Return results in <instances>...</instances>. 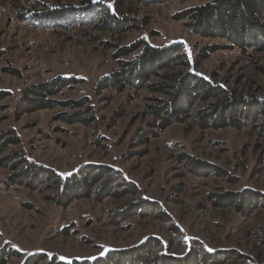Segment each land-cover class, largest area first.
Masks as SVG:
<instances>
[{"label": "rangeland", "instance_id": "1", "mask_svg": "<svg viewBox=\"0 0 264 264\" xmlns=\"http://www.w3.org/2000/svg\"><path fill=\"white\" fill-rule=\"evenodd\" d=\"M99 1L115 15L108 23L79 0H0V264L111 255V264H181L193 251L196 264H264V114L252 120L241 108L231 111L239 124L228 114L215 121L228 98L264 99V44L232 46L179 17L212 0ZM42 2L77 13L36 17ZM142 40L183 42L192 56L215 47L194 71L216 93L199 95L179 119L156 113L168 99L156 86L179 63L100 91L99 80L143 47L120 51ZM59 77L75 81L47 93L42 107H19L27 86ZM47 172L83 176L87 193L59 202ZM247 191L261 200L243 210L229 201Z\"/></svg>", "mask_w": 264, "mask_h": 264}, {"label": "trees", "instance_id": "2", "mask_svg": "<svg viewBox=\"0 0 264 264\" xmlns=\"http://www.w3.org/2000/svg\"><path fill=\"white\" fill-rule=\"evenodd\" d=\"M39 1V0H31ZM80 6H84L87 13L95 14L101 11L106 14L102 20L106 23L114 19L115 15L103 12L99 6V0H79ZM43 3V2H42ZM41 10H34L33 15L36 17H48L57 19H66L76 14L77 8L73 5L50 4L43 3ZM57 6V7H53ZM85 12V11H84ZM179 17L189 18L190 28L198 34L214 37H224L231 41V45H237L242 48H247L250 45L261 47L264 44V0H212L203 5L189 8L182 12ZM126 19H129L127 17ZM114 21V20H113ZM118 25H123L122 20L114 21ZM143 47L135 58L120 61V71L114 72L108 76H104L99 80L98 89L101 91L107 87H114L122 89L126 84L143 83L146 82L151 75L160 73V70L167 68L172 63H179L181 68L173 73H163L164 81L158 83L156 88L168 95V99L162 100L159 106H156V113L164 111L169 118L179 119L180 114L186 110L187 107L199 96L204 95L209 97L216 93L215 88L207 86V82L200 75L194 71V67L205 60L209 54L214 51L215 47H206L196 56H192L185 52L186 45L183 42H173L165 46H155L149 42L142 40L132 47L123 48L120 53L123 55H130L136 49ZM231 47V46H226ZM73 79L57 78L50 82L41 85H29L25 88L21 98L19 107L22 109H29L33 107H42L48 101L45 100L47 93H54L59 88L64 87ZM5 94L0 92V98ZM31 95H36L34 98ZM228 103L220 105L222 110L218 111L219 106H213L209 114L216 112L215 121L220 123H227L228 115L233 119V123H238L233 118L231 111L244 109L250 119H254L258 113L264 114V99L246 98L243 96L228 98ZM50 103V102H48ZM228 114V115H227ZM219 115V116H218ZM49 176L56 179L60 188L57 194V199L61 203H67L71 200L73 195L85 191L87 193V182L83 176L71 175L67 177L55 176L51 172H47ZM261 196L254 192L242 193L239 196L231 194L228 196L229 201L238 202L239 209L243 210L245 207L253 205L257 200H261ZM113 257V258H112ZM219 254L206 252L205 259L217 262ZM110 259H118V256H109V258L102 261V259L87 261L86 264H111ZM196 254L194 251L185 257L181 264H196ZM30 264V263H28ZM63 264H73L65 262ZM76 264V263H74Z\"/></svg>", "mask_w": 264, "mask_h": 264}]
</instances>
